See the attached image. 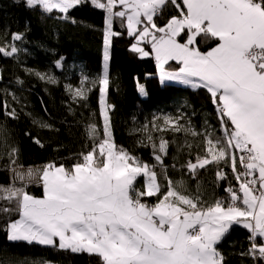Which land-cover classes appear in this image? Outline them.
Returning <instances> with one entry per match:
<instances>
[{
	"label": "snow or ice",
	"instance_id": "obj_1",
	"mask_svg": "<svg viewBox=\"0 0 264 264\" xmlns=\"http://www.w3.org/2000/svg\"><path fill=\"white\" fill-rule=\"evenodd\" d=\"M26 2L45 12L56 9L67 13L81 0ZM93 3L107 13L105 61L111 37L118 35L112 32L113 18L117 17L122 25L126 20L130 35H137L141 41L150 38L163 77L182 80L211 94L222 135L214 137L207 132L203 138L205 155H197L187 168L195 174L207 165L223 163L231 168L238 187L229 186L228 198L213 203L183 194L179 190L182 185L173 187L171 180L162 193L155 165L140 161L114 142L104 100L109 88L105 68L99 81L104 138L98 139L97 126L91 124L93 148L81 154L82 160L69 168L46 165L40 176L42 197L29 194L23 187H0V199L14 202L20 215L8 224V238L86 252L98 256L101 264H225L218 245L233 225H242L252 242L242 254L264 258V0ZM169 4L178 14L158 26L156 19ZM117 5L122 10L115 11ZM209 40L215 46L202 51L200 41ZM132 50L150 55L136 45ZM16 52L15 47L10 51L0 47L6 56ZM170 60L181 65L177 73L165 71ZM74 95L87 98L83 88L75 89ZM8 115L15 117V110ZM164 126L175 131L182 128L171 118L164 120ZM191 134L200 135L194 130ZM148 140L153 149L158 147L160 154L154 152V158L163 165L168 141L160 139L157 145L151 135ZM217 175L225 179L227 174L218 171ZM138 177L145 178L144 190L136 185ZM152 196L157 197L155 204L144 202L145 197ZM12 210L2 209L5 213Z\"/></svg>",
	"mask_w": 264,
	"mask_h": 264
},
{
	"label": "trees",
	"instance_id": "obj_2",
	"mask_svg": "<svg viewBox=\"0 0 264 264\" xmlns=\"http://www.w3.org/2000/svg\"><path fill=\"white\" fill-rule=\"evenodd\" d=\"M114 10L122 9L117 6ZM177 14L178 9L169 4L156 23L163 26ZM106 16L93 0H81L67 13L29 7L26 0H0V47L17 49L11 56L0 53V187H23L42 197V187L12 182L10 171L50 163L71 167L93 148L91 124L97 126L98 139L104 138L99 79L105 73ZM112 32L118 35L111 37L108 49L109 88L104 100L117 147L155 165L162 193L171 180L173 187L182 185L179 190L183 194L199 196L207 203L228 198L226 189L238 184L229 166L210 164L195 174L187 168L197 155H205L207 132L214 137L222 135L211 94L201 87L161 83L150 38L141 41L130 35L126 20L122 25L121 19L114 17ZM17 34L21 39L14 38ZM133 45L150 55L133 51ZM214 46L212 40L199 44L202 51ZM83 78L91 83L87 98H75L68 86H78ZM12 110L15 117L8 115ZM166 118L178 120L181 130L165 127ZM162 127L165 130L159 131ZM192 130L200 135L193 136ZM149 135L157 145L160 139L168 141L163 165L154 158V152L160 153L158 147L153 149ZM218 171L226 173V178L220 179ZM136 185L144 190L145 178L138 177ZM144 202L155 204L157 197H145ZM4 208L13 210L5 213ZM19 218L14 202L0 199V264H101L98 256L86 252L10 240L8 224ZM249 235L242 225L232 226L218 245L225 264H264L258 254H242L251 247Z\"/></svg>",
	"mask_w": 264,
	"mask_h": 264
},
{
	"label": "crops",
	"instance_id": "obj_3",
	"mask_svg": "<svg viewBox=\"0 0 264 264\" xmlns=\"http://www.w3.org/2000/svg\"><path fill=\"white\" fill-rule=\"evenodd\" d=\"M117 6H119V5H117ZM153 53L154 52H152V56H153ZM170 62H173L174 64H173V66L168 67L167 65ZM164 67L167 69L165 71L168 72V73H177L179 71V68L181 67V65L179 64L178 61L170 60ZM168 82L174 83V84H177V85H187V86L193 87L192 85L184 83L182 80H179V79H171V81H168ZM193 88H196V87H193ZM45 166L46 165L28 167V168H30V170H28V172H31V176L28 175V177L24 176L23 173H25V171L15 172L13 179H16L15 180L16 182L25 183L27 185H35V186H39V187L43 188V184H42V181L40 179V176H39V174H36L34 172V170L39 169V170L43 171ZM12 170H14V169H12ZM10 172H12V171H10ZM10 176H11V174H10ZM8 235H9V233H8ZM57 245H58V242H57Z\"/></svg>",
	"mask_w": 264,
	"mask_h": 264
},
{
	"label": "rangeland",
	"instance_id": "obj_4",
	"mask_svg": "<svg viewBox=\"0 0 264 264\" xmlns=\"http://www.w3.org/2000/svg\"><path fill=\"white\" fill-rule=\"evenodd\" d=\"M54 10H56V9H54ZM57 11H59V10H57ZM105 47V46H104ZM108 49H109V47H108ZM104 53H105V48H104ZM153 57L155 58V54L153 53ZM108 59H109V52H108ZM156 60V59H155ZM108 61L109 60H107V61H105V59H104V68H107L108 67ZM156 63H157V68H158V75H159V80H160V82L161 83H165V82H168V81H171V79H168V78H165V77H163L162 76V74H161V71H160V67H159V64H158V62L156 61ZM165 68V67H164ZM165 70H167L166 68H165ZM169 70V69H168ZM103 77V76H102ZM101 77V78H102ZM100 78V79H101ZM100 79H99V81H100ZM89 84H91L90 82H88V80H86V79H82V81H81V83L78 85V86H76V87H73V86H68V90H69V92L75 97V95H74V92H75V89H77V88H83L85 91H86V93H87V91H88V89H89ZM100 84V83H99ZM101 85V84H100ZM102 86V85H101ZM184 86H187V85H184ZM75 98H79V97H75ZM28 170H30V168H17V169H14V170H11L12 172H10V174H11V181L12 182H15L16 183V179H13L14 178V174H15V172H20V171H25V173H23L24 174V176H27L28 177V175H29V172H28ZM34 172L36 173V174H39V176H41V173H42V170H39V169H37V170H34Z\"/></svg>",
	"mask_w": 264,
	"mask_h": 264
},
{
	"label": "built area",
	"instance_id": "obj_5",
	"mask_svg": "<svg viewBox=\"0 0 264 264\" xmlns=\"http://www.w3.org/2000/svg\"><path fill=\"white\" fill-rule=\"evenodd\" d=\"M235 187H238V184H237ZM222 199H224V198H222ZM226 199H227V198H226ZM226 199H225V200H226Z\"/></svg>",
	"mask_w": 264,
	"mask_h": 264
}]
</instances>
